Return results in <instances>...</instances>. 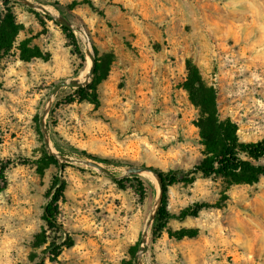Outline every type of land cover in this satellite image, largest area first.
<instances>
[{
  "label": "rangeland",
  "instance_id": "1",
  "mask_svg": "<svg viewBox=\"0 0 264 264\" xmlns=\"http://www.w3.org/2000/svg\"><path fill=\"white\" fill-rule=\"evenodd\" d=\"M30 2L82 26L99 71L82 86L95 85L94 99L79 100V87L53 94L88 67L81 32L71 29L84 56L53 15L0 0L20 25L0 58V264H264V174L239 182L198 173L169 186L165 227L155 217L142 252L160 187L150 172L127 171H185L205 157L200 109L184 87L188 61L238 140L264 139V0ZM22 42L41 56L22 59ZM51 149L116 177L78 161L57 166ZM55 181L65 190L53 228L44 213Z\"/></svg>",
  "mask_w": 264,
  "mask_h": 264
},
{
  "label": "trees",
  "instance_id": "2",
  "mask_svg": "<svg viewBox=\"0 0 264 264\" xmlns=\"http://www.w3.org/2000/svg\"><path fill=\"white\" fill-rule=\"evenodd\" d=\"M5 5L10 0H2ZM6 12L0 11V58L4 53L10 51L13 47L15 38L19 32L20 25L16 22L14 14L10 8H5ZM63 31L70 39L71 44L78 48V51L83 55V51L79 46L77 36L66 26H62ZM21 58L29 60L34 56H41L40 51L35 48L29 49L25 42L21 43L20 47ZM84 56V55H83ZM98 59L94 67V73L99 71ZM98 69V70H97ZM188 76L185 80L184 87L188 91L191 100L200 109V117L196 122L203 144L206 147L205 157L196 165L188 170H168L163 171L156 169L162 181V204L157 212L156 220L158 225L165 227L162 221L168 218L166 204L167 193L169 186L183 181H191L194 175L200 173L203 176L209 177L212 175L229 176L236 181L255 182L259 176L264 174V164L259 163V160L264 157V139L255 141H239L236 136L235 125L229 120H223L218 114L216 94L212 87L204 84L200 77L198 68L192 61L187 62ZM103 73L107 70L102 66ZM90 89H95L94 84H89L86 87L76 89L79 100L94 99V93H90ZM88 157H93L92 154L83 151ZM53 163L60 166L59 160L54 156H50ZM0 178L3 185L0 186V191H3L7 184V179L4 170L0 171ZM140 185H143L141 180H138ZM54 191L51 199L48 201L44 219L48 227H57L59 202L64 196L65 185L55 181L53 184ZM143 190V188H142ZM50 193V192H49ZM197 214V210L194 212ZM61 246L54 247L50 256L52 261H57V256L60 253ZM136 255V253H134ZM26 264V263H19Z\"/></svg>",
  "mask_w": 264,
  "mask_h": 264
},
{
  "label": "water",
  "instance_id": "3",
  "mask_svg": "<svg viewBox=\"0 0 264 264\" xmlns=\"http://www.w3.org/2000/svg\"><path fill=\"white\" fill-rule=\"evenodd\" d=\"M23 3H26L32 7L38 8L43 10L45 13L49 14V15H53L54 18L59 21L63 26H66L68 28H71L72 30H76V31H80L83 34L86 35V53L88 54V56L91 58V67L88 70V74H87V79L84 81H80L78 80V78H72L70 80H63L61 81L59 84H57L54 89H53V94H56L62 87L64 86H70V87H82L87 85V83L89 82V79L91 78V76L94 73V67H95V59L93 58V54H92V47L90 46V42H89V38L84 30V28L82 26H78V25H74L70 20H68L65 16L63 15H59V14H53L50 10H48L44 5L39 4V3H33L30 2V0H17ZM43 129H44V134L46 136V144L50 147V143L48 141L47 138V128L45 126L44 123V116H43ZM51 152L58 158L64 160V161H78V162H82L85 163L89 166L98 168L104 172H106L107 174H109L112 177H116L108 168H106L105 166H103L100 162L95 161L93 159H81V158H72L69 156H65V155H61L59 153H56L54 151ZM59 160V159H58ZM60 161V160H59ZM128 173H141V172H150L158 181L159 183V187H160V191H159V196L157 198L156 204L153 208V210L150 213L148 222H147V228L143 233V244H142V252H145L147 250V234H148V227L151 225V223L153 222V220L155 219L159 206L161 204V200H162V193H163V188H162V181H161V177L159 176L156 168L151 167V166H130L127 169ZM139 264H143L142 259L139 258Z\"/></svg>",
  "mask_w": 264,
  "mask_h": 264
},
{
  "label": "bare ground",
  "instance_id": "4",
  "mask_svg": "<svg viewBox=\"0 0 264 264\" xmlns=\"http://www.w3.org/2000/svg\"><path fill=\"white\" fill-rule=\"evenodd\" d=\"M49 10L53 11L50 7H47ZM54 13V12H53ZM82 36H83V39L86 41L87 38L86 36L81 32ZM91 60L88 61V67L86 68V70L82 71L79 75H78V80L80 81H84L87 79V74H88V70L90 69L91 67Z\"/></svg>",
  "mask_w": 264,
  "mask_h": 264
}]
</instances>
